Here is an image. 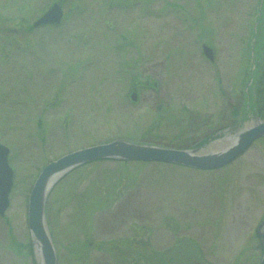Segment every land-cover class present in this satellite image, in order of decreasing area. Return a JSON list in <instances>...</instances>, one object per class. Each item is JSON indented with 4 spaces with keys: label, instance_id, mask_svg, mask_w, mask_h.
<instances>
[{
    "label": "rangeland",
    "instance_id": "rangeland-1",
    "mask_svg": "<svg viewBox=\"0 0 264 264\" xmlns=\"http://www.w3.org/2000/svg\"><path fill=\"white\" fill-rule=\"evenodd\" d=\"M55 2L61 24L14 30ZM258 2L0 0V142L15 171L0 216V264H40L28 200L50 161L117 138L201 153L230 144L248 99ZM263 219L264 137L215 170L91 162L47 202L57 264H167L186 238L199 248L195 264H260Z\"/></svg>",
    "mask_w": 264,
    "mask_h": 264
},
{
    "label": "water",
    "instance_id": "water-1",
    "mask_svg": "<svg viewBox=\"0 0 264 264\" xmlns=\"http://www.w3.org/2000/svg\"><path fill=\"white\" fill-rule=\"evenodd\" d=\"M64 18V9L55 2L38 20L34 27L59 25ZM203 54L214 60V50L207 44ZM132 101L137 93L131 94ZM264 137V119L256 117L245 128L235 132L227 147L218 151L201 153V148H174L117 138L66 153L49 163L39 172L29 194L28 227L31 241L40 264H57L58 255L47 224V202L55 185L67 174L99 160L162 162L197 170H215L227 166L240 157L253 144ZM10 149L0 142V216H5L10 206V194L14 185L15 171L9 163ZM263 248L260 264H264V219L257 228ZM199 249L191 239H183L173 250L167 264H193Z\"/></svg>",
    "mask_w": 264,
    "mask_h": 264
},
{
    "label": "trees",
    "instance_id": "trees-1",
    "mask_svg": "<svg viewBox=\"0 0 264 264\" xmlns=\"http://www.w3.org/2000/svg\"><path fill=\"white\" fill-rule=\"evenodd\" d=\"M255 18V27L251 32L252 36L247 42L249 66L247 69L246 84L248 82L250 83L247 94L248 99L246 100L245 106L243 105L244 107H242L241 111L240 109L237 111L238 114L241 113V116L240 120L238 119L235 122L242 121L251 112H255L256 115L264 118V0H259ZM23 26L24 22H19L17 29L14 30H19L18 28H20L19 31H33V29L36 28L33 25L29 27ZM29 247L30 252L32 253V245H29ZM134 261L137 260L133 258L130 262ZM139 263L140 262H137V264ZM193 264H195V261Z\"/></svg>",
    "mask_w": 264,
    "mask_h": 264
}]
</instances>
